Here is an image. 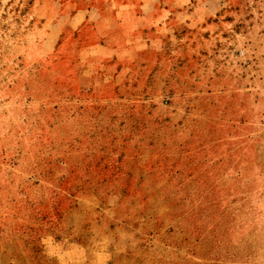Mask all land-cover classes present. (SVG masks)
<instances>
[{
    "label": "rangeland",
    "instance_id": "374dc122",
    "mask_svg": "<svg viewBox=\"0 0 264 264\" xmlns=\"http://www.w3.org/2000/svg\"><path fill=\"white\" fill-rule=\"evenodd\" d=\"M0 264H264V0H0Z\"/></svg>",
    "mask_w": 264,
    "mask_h": 264
}]
</instances>
